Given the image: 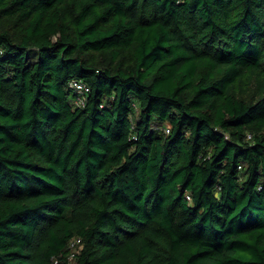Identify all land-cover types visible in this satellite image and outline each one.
Wrapping results in <instances>:
<instances>
[{"label": "trees", "instance_id": "trees-1", "mask_svg": "<svg viewBox=\"0 0 264 264\" xmlns=\"http://www.w3.org/2000/svg\"><path fill=\"white\" fill-rule=\"evenodd\" d=\"M0 264H264V0H0Z\"/></svg>", "mask_w": 264, "mask_h": 264}, {"label": "built area", "instance_id": "built-area-1", "mask_svg": "<svg viewBox=\"0 0 264 264\" xmlns=\"http://www.w3.org/2000/svg\"><path fill=\"white\" fill-rule=\"evenodd\" d=\"M70 86L75 90V93L77 95L75 103L78 106L86 105V100H87V97H88V94L91 88L86 83L79 81V80L71 81ZM80 243H81V240L77 239V240L72 241L71 245L75 248ZM72 255L74 256L75 253H73Z\"/></svg>", "mask_w": 264, "mask_h": 264}, {"label": "rangeland", "instance_id": "rangeland-1", "mask_svg": "<svg viewBox=\"0 0 264 264\" xmlns=\"http://www.w3.org/2000/svg\"><path fill=\"white\" fill-rule=\"evenodd\" d=\"M80 249H82L81 247H79ZM79 251V249H77V252ZM75 252V254L77 253ZM75 259V255L73 257H71V260H74Z\"/></svg>", "mask_w": 264, "mask_h": 264}, {"label": "clouds", "instance_id": "clouds-1", "mask_svg": "<svg viewBox=\"0 0 264 264\" xmlns=\"http://www.w3.org/2000/svg\"><path fill=\"white\" fill-rule=\"evenodd\" d=\"M82 248V247H81Z\"/></svg>", "mask_w": 264, "mask_h": 264}]
</instances>
